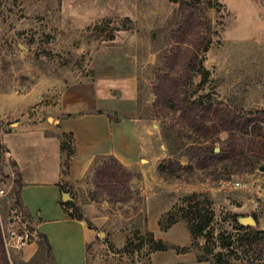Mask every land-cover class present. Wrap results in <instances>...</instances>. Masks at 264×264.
Segmentation results:
<instances>
[{"label":"rangeland","instance_id":"rangeland-1","mask_svg":"<svg viewBox=\"0 0 264 264\" xmlns=\"http://www.w3.org/2000/svg\"><path fill=\"white\" fill-rule=\"evenodd\" d=\"M183 1L200 3L207 22L203 29L210 25L212 36L211 46L203 55L204 67L210 72L208 79L202 83L204 76L198 75L186 95L191 99L201 96L204 100H219L244 114L262 112L264 0H0V111H6L4 115L0 113V138L3 140L4 134L11 133L17 126L14 123L20 121L18 131L8 139L23 174L29 179H41L54 169L53 152L47 149L44 137L47 92L55 93L103 74L132 73L142 87L144 104L155 108L156 72L163 64L159 53L173 45L174 31L185 17ZM154 116L142 118L148 125L143 142L158 139L140 155L137 165L128 167L133 171L128 201L111 202L103 193L96 194L93 176L100 159L95 158L81 177L75 178L74 174L65 182L79 212L96 230L88 250L90 263L213 264L198 260L205 250L206 238L193 240L183 217L185 211L180 210L183 218L166 231L160 225L168 211L186 204L182 202L186 194L196 193L201 208L207 203V194L212 198L213 241L217 242L216 249L224 253L223 261L264 264V234L241 252L238 238L245 231L235 228L236 217L244 222L257 214L260 222L252 226L264 230V154L247 151L229 170L223 163L211 165V171L195 168L191 165L194 162L190 164L185 158L167 153L163 128L172 123L178 127L177 120ZM78 124L77 120H64L60 126L74 129L81 125ZM189 135L190 131L184 129L183 142H198ZM228 136L227 132L221 134L217 152L227 147ZM72 141L68 135L61 137V144L66 146L62 167L68 172ZM11 158L6 151L1 164L0 187L6 193L0 197V223L5 227L23 221L29 224L16 207L19 182L15 179L19 174ZM168 162L174 164V169H165ZM5 166L11 173L3 171ZM196 208L186 207L189 217L198 215ZM148 231L169 245L194 243L188 253H178L173 248L153 251ZM227 236H232L233 244L222 248L221 237Z\"/></svg>","mask_w":264,"mask_h":264},{"label":"trees","instance_id":"trees-1","mask_svg":"<svg viewBox=\"0 0 264 264\" xmlns=\"http://www.w3.org/2000/svg\"><path fill=\"white\" fill-rule=\"evenodd\" d=\"M183 2L186 5L184 9L185 17L174 31L173 45L164 53H159L163 64L156 72L157 83L153 89L156 95L153 102L155 108L152 109L144 104L142 87L138 85L137 111L140 118H152L154 115V117L161 115L172 116L177 120L178 127L172 123L163 128V138L169 156L185 158L190 164L194 162V164H191L193 167L205 171H211V165L217 166L220 163H223V167L229 170L230 166L236 165L242 160L247 151H258L264 154V124H262L264 123V110L256 115L244 114L241 109L219 100H204L201 96L191 99L186 95V89L194 83L198 75L204 76L202 83L208 79L210 72L204 67L203 55L211 46L212 36L210 25L207 28L208 30L204 31L203 29V25L206 27L207 22L203 19L200 3L198 1L193 4H189L187 1ZM206 96H210V94H206ZM243 98L241 99L243 100ZM184 129L190 131L189 137L198 138V142L192 141L191 144L183 142ZM224 132L229 135L226 139L227 147L221 152H217L216 143ZM65 135L72 138V133H66ZM65 147V144H63V151ZM5 152V145L0 138V168ZM71 153L72 150L69 154ZM99 159L101 164L96 168L93 176V182L98 188L96 194L103 193L111 202L128 201L133 171L124 166L114 154L99 155L96 157V161ZM166 168L174 169V164L168 162ZM15 181L19 182L15 199L16 207L24 214V218L29 222L30 227L36 231L39 249L27 261L13 259L6 247L4 234L0 226V264H57L48 236L34 228L32 214L22 199V187L19 178H16ZM61 189L63 193L70 194V190L66 186L62 185ZM198 196L196 193L186 194L182 198V202L186 203L184 206L172 208L165 218H161V229L166 231L185 217L191 228L193 240H198L201 237L206 238L205 250L198 255V260L211 261L213 264H231L229 260L223 261L224 253L216 249L217 242L216 240L213 241L215 227L213 226L214 212L211 208L212 198L207 194L205 199L207 203H204L201 208L199 201H197ZM60 202L67 217L86 220L89 227L93 228L88 219L79 212L80 208L71 195L68 200H63V197H61ZM186 207H189V209L197 207L198 215L195 218L189 217ZM180 210L185 211L183 217ZM253 217L258 223L260 222L257 214ZM235 228L245 231L238 238V246L241 252L247 246H253L254 240L264 234V230L247 225L239 221L237 217L235 218ZM146 234L149 238L150 248L153 251H166L173 248L178 253H188L194 243L169 245L163 239H156L152 231H148ZM231 238L232 236L221 237V247L230 248L233 244ZM260 239L263 240V238ZM262 248L264 249V247ZM88 264H91L89 257Z\"/></svg>","mask_w":264,"mask_h":264},{"label":"crops","instance_id":"crops-1","mask_svg":"<svg viewBox=\"0 0 264 264\" xmlns=\"http://www.w3.org/2000/svg\"><path fill=\"white\" fill-rule=\"evenodd\" d=\"M47 97L48 124L44 126V137L54 160V169L48 177L29 179L23 174L19 157L8 139L18 131L20 121L14 123L17 129L4 134L1 141L18 169L22 199L32 214L34 228L48 236L56 263L88 264V246L93 243L96 230L90 228L86 220L67 217L60 202L63 197L61 186H65L74 174L75 178L81 177L99 155L114 154L126 167L137 165L140 155L152 147L158 137L152 138L150 143L143 142L142 136L148 134V125L137 116L138 82L132 73L103 74L73 83L55 93L51 90L46 93ZM5 112L0 111L3 115ZM64 120H77L81 125L67 129L60 126ZM66 133H72L73 140L69 172L62 167L65 153L61 137ZM3 171L11 173L9 166ZM38 249L35 238L20 249L8 251L17 260L27 261Z\"/></svg>","mask_w":264,"mask_h":264},{"label":"built area","instance_id":"built-area-1","mask_svg":"<svg viewBox=\"0 0 264 264\" xmlns=\"http://www.w3.org/2000/svg\"><path fill=\"white\" fill-rule=\"evenodd\" d=\"M5 193V189L0 187V196H3ZM0 226L4 234L7 249H20L36 238V231L25 221L16 226L5 227L2 223H0Z\"/></svg>","mask_w":264,"mask_h":264},{"label":"water","instance_id":"water-1","mask_svg":"<svg viewBox=\"0 0 264 264\" xmlns=\"http://www.w3.org/2000/svg\"><path fill=\"white\" fill-rule=\"evenodd\" d=\"M68 199H70V194L69 193H63V200H68ZM243 223H245L247 225H255L257 223V221L254 217L249 216L244 220Z\"/></svg>","mask_w":264,"mask_h":264}]
</instances>
